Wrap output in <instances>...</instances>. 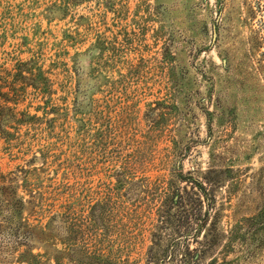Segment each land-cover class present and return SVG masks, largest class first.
I'll return each mask as SVG.
<instances>
[{"label": "rangeland", "instance_id": "obj_1", "mask_svg": "<svg viewBox=\"0 0 264 264\" xmlns=\"http://www.w3.org/2000/svg\"><path fill=\"white\" fill-rule=\"evenodd\" d=\"M0 92V171H31L41 264L64 249L53 216L110 198L113 255L147 264L157 197L141 179L181 171L225 233L188 242L197 264H264L260 227L224 247L264 208V0H0Z\"/></svg>", "mask_w": 264, "mask_h": 264}, {"label": "trees", "instance_id": "obj_2", "mask_svg": "<svg viewBox=\"0 0 264 264\" xmlns=\"http://www.w3.org/2000/svg\"><path fill=\"white\" fill-rule=\"evenodd\" d=\"M34 77H42V74ZM3 95L0 92V96ZM12 101L17 104V100ZM30 172L23 168L7 174L0 171V264H41V258L45 257L41 252L34 251V233L45 232V227L39 218L43 210L37 193L28 180ZM141 180L146 183L143 185L144 193L157 197L151 213L154 214L150 223L152 246L147 264H197L200 255L192 253L188 242L199 241L201 237L207 241L210 237L216 244L225 236L219 225V212L209 199L204 183L196 180L191 190L187 186L182 187L181 183H191L182 171L173 172L168 181L156 186L149 178ZM118 183L119 187L123 185L120 178ZM195 188L198 189L195 191ZM111 204L122 206L110 198L93 205L87 215L67 210L51 218V221L60 218L65 225L64 240L61 241L64 249L56 250L53 257L55 264H66L64 259L71 264H125L113 255V248L107 242L108 220L114 218L117 210ZM107 205H110L108 210ZM135 217L133 215L132 218ZM254 227L264 230V208L256 215L244 218L228 232V242L224 246L228 252L231 253L235 245L242 243L241 238L245 240L247 234L244 231ZM227 263L224 260L220 264Z\"/></svg>", "mask_w": 264, "mask_h": 264}]
</instances>
